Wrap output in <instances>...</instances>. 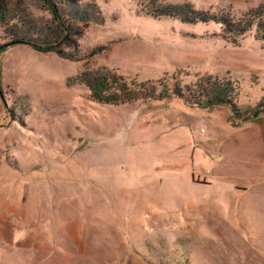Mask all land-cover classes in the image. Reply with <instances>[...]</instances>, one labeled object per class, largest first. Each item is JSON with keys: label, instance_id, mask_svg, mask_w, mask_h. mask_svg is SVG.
Returning a JSON list of instances; mask_svg holds the SVG:
<instances>
[{"label": "rangeland", "instance_id": "obj_1", "mask_svg": "<svg viewBox=\"0 0 264 264\" xmlns=\"http://www.w3.org/2000/svg\"><path fill=\"white\" fill-rule=\"evenodd\" d=\"M65 1L76 18L59 55L31 47L60 39L42 2L0 0V264H264V251L205 206L165 214L142 188L103 185L90 129L107 106L80 83L112 73L158 94L180 89L184 99L131 105L160 104L202 136L211 115L264 121V0ZM177 4L229 25L160 14Z\"/></svg>", "mask_w": 264, "mask_h": 264}, {"label": "crops", "instance_id": "obj_2", "mask_svg": "<svg viewBox=\"0 0 264 264\" xmlns=\"http://www.w3.org/2000/svg\"><path fill=\"white\" fill-rule=\"evenodd\" d=\"M162 109L105 107L98 133L90 129L91 137L99 135L94 152L102 168L94 174L105 186L142 188L165 214L205 206L264 251V121L233 126L211 115L208 129L200 124L208 134L202 136L189 121Z\"/></svg>", "mask_w": 264, "mask_h": 264}, {"label": "trees", "instance_id": "obj_3", "mask_svg": "<svg viewBox=\"0 0 264 264\" xmlns=\"http://www.w3.org/2000/svg\"><path fill=\"white\" fill-rule=\"evenodd\" d=\"M42 2L45 7L50 11L52 14L53 22L56 24L58 30L60 31V39L55 45H51L49 47H42L37 45H31V47L39 52H47V53H58L62 55L61 52L57 49L60 47L63 42H71V38L74 35V22L76 16H74L73 12L71 15L65 14V10L63 3L65 0H39ZM160 14L165 17H177V18H185L184 21H193L194 22H222V25H229L228 21L218 20L215 16L205 17L203 14H198L194 16V18L190 19L187 13H185V7L183 5H173L168 6L166 9L160 10ZM257 15L261 16L262 11L257 10ZM1 20H5L7 17V13H0ZM159 15V14H156ZM80 16V14H77ZM204 16V17H203ZM83 19V14L79 17V20ZM15 43H22L25 45H30L26 42H14ZM57 49V50H56ZM6 46L0 47V52L5 51ZM102 48L97 47L92 51L93 55L98 54ZM80 83L84 85L90 91V97L95 102H97L100 106H107V107H121L125 105H131L132 103H139L141 101L146 100H163L167 99L171 96H176L180 99H184V95L180 89L167 93L166 94H158L157 86L155 84H151L150 82H143L141 84H130L127 85L124 78L121 76H117L112 73L108 74H92V73H84L80 77ZM162 93V92H161ZM221 101L215 102L213 104H220ZM229 104V101L226 102ZM197 107L201 109H210L212 103L208 102L207 104H203L202 102L195 103ZM234 106V104H232Z\"/></svg>", "mask_w": 264, "mask_h": 264}]
</instances>
